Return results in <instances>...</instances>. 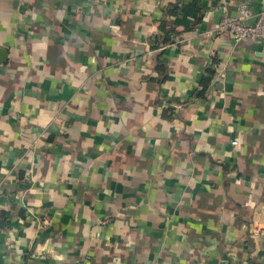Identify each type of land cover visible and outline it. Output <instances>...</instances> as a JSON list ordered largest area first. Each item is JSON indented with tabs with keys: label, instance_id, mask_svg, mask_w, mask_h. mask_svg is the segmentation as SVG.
Listing matches in <instances>:
<instances>
[{
	"label": "crops",
	"instance_id": "0c3cea01",
	"mask_svg": "<svg viewBox=\"0 0 264 264\" xmlns=\"http://www.w3.org/2000/svg\"><path fill=\"white\" fill-rule=\"evenodd\" d=\"M177 1L0 0V264H264V0Z\"/></svg>",
	"mask_w": 264,
	"mask_h": 264
},
{
	"label": "built area",
	"instance_id": "2783aa9c",
	"mask_svg": "<svg viewBox=\"0 0 264 264\" xmlns=\"http://www.w3.org/2000/svg\"><path fill=\"white\" fill-rule=\"evenodd\" d=\"M249 15L247 11L242 10ZM241 11V12H242ZM228 34L236 42L248 41L264 44V7L254 15L251 23H246L242 17H232L228 14L222 16L216 30L217 35ZM235 144V142H233ZM261 228L255 225L249 227L248 240L256 242L261 236Z\"/></svg>",
	"mask_w": 264,
	"mask_h": 264
},
{
	"label": "trees",
	"instance_id": "16d2710c",
	"mask_svg": "<svg viewBox=\"0 0 264 264\" xmlns=\"http://www.w3.org/2000/svg\"><path fill=\"white\" fill-rule=\"evenodd\" d=\"M180 3V4H179ZM176 4H179L180 6H177V5H172L174 6V10H172V14L175 15L177 14L178 12H181V11H184V10H190V11H193L195 13H197L198 15L201 14V10H202V7H201V0H178ZM196 21H199V19H197ZM164 31V35L165 36H169L170 34H175L174 32L170 31L168 33H166L167 31L162 29ZM165 41H170L169 39H166ZM157 70H159L160 72H163L162 70V67L158 66L157 67ZM164 78L162 77L161 80H163ZM209 82H210V77L208 78H205L201 81V92H199V94H203L205 92V90L207 89L208 85H209ZM163 117L164 118H170V115H167L166 113L163 114ZM49 141H51V137L49 138Z\"/></svg>",
	"mask_w": 264,
	"mask_h": 264
},
{
	"label": "water",
	"instance_id": "95a60500",
	"mask_svg": "<svg viewBox=\"0 0 264 264\" xmlns=\"http://www.w3.org/2000/svg\"><path fill=\"white\" fill-rule=\"evenodd\" d=\"M253 49L259 51L261 50V45H254ZM7 55H8L7 50L0 48V64L5 62V60L7 59Z\"/></svg>",
	"mask_w": 264,
	"mask_h": 264
}]
</instances>
